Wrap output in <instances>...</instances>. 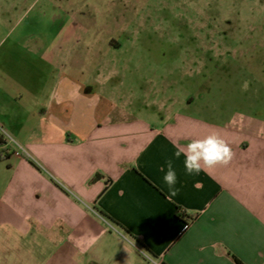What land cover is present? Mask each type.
<instances>
[{
  "label": "crops",
  "instance_id": "obj_1",
  "mask_svg": "<svg viewBox=\"0 0 264 264\" xmlns=\"http://www.w3.org/2000/svg\"><path fill=\"white\" fill-rule=\"evenodd\" d=\"M26 20L0 30V134L35 160L4 137L0 264H104L111 239L151 261L131 264H264V126L158 127L119 86L106 90L118 74L90 61L87 26L50 0ZM212 133L232 159L188 175L174 154Z\"/></svg>",
  "mask_w": 264,
  "mask_h": 264
},
{
  "label": "rangeland",
  "instance_id": "obj_2",
  "mask_svg": "<svg viewBox=\"0 0 264 264\" xmlns=\"http://www.w3.org/2000/svg\"><path fill=\"white\" fill-rule=\"evenodd\" d=\"M39 1L0 0V30L25 25ZM50 1L89 28L84 42L99 43L90 61L118 74L106 90L130 94L138 117L158 127L177 118L264 126V0ZM110 245L104 264L151 262L142 248Z\"/></svg>",
  "mask_w": 264,
  "mask_h": 264
},
{
  "label": "clouds",
  "instance_id": "obj_3",
  "mask_svg": "<svg viewBox=\"0 0 264 264\" xmlns=\"http://www.w3.org/2000/svg\"><path fill=\"white\" fill-rule=\"evenodd\" d=\"M178 159L184 156V168L188 175L199 174L203 167L212 168L219 164H227L232 159L233 153L228 143L218 134L212 133L203 139L190 141L186 148L178 149L174 154ZM167 171L163 176L169 189L173 190L177 183V174L172 162H166ZM164 171V168H161Z\"/></svg>",
  "mask_w": 264,
  "mask_h": 264
},
{
  "label": "built area",
  "instance_id": "obj_4",
  "mask_svg": "<svg viewBox=\"0 0 264 264\" xmlns=\"http://www.w3.org/2000/svg\"><path fill=\"white\" fill-rule=\"evenodd\" d=\"M4 137L10 142L13 144V146L16 147L17 150H19L22 154H24L25 156H27L31 161H35L31 156L30 154L25 150L24 147H22L20 144H18L11 136H9L8 134L6 133H3ZM38 164V162H35ZM39 165V164H38ZM40 166V165H39ZM42 167V166H40Z\"/></svg>",
  "mask_w": 264,
  "mask_h": 264
},
{
  "label": "trees",
  "instance_id": "obj_5",
  "mask_svg": "<svg viewBox=\"0 0 264 264\" xmlns=\"http://www.w3.org/2000/svg\"><path fill=\"white\" fill-rule=\"evenodd\" d=\"M6 144V141L4 140V137L0 134V145ZM9 155L8 151L0 152V161H3L6 159V157ZM178 217L182 218L183 216L181 214H178Z\"/></svg>",
  "mask_w": 264,
  "mask_h": 264
}]
</instances>
